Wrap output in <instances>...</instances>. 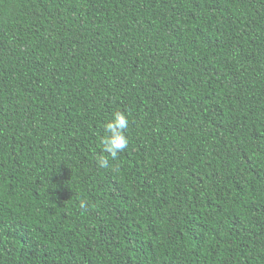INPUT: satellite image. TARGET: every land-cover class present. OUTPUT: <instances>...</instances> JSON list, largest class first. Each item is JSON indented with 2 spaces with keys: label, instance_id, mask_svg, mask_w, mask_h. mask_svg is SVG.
Returning <instances> with one entry per match:
<instances>
[{
  "label": "trees",
  "instance_id": "obj_1",
  "mask_svg": "<svg viewBox=\"0 0 264 264\" xmlns=\"http://www.w3.org/2000/svg\"><path fill=\"white\" fill-rule=\"evenodd\" d=\"M0 264H264V0H0Z\"/></svg>",
  "mask_w": 264,
  "mask_h": 264
},
{
  "label": "clouds",
  "instance_id": "obj_2",
  "mask_svg": "<svg viewBox=\"0 0 264 264\" xmlns=\"http://www.w3.org/2000/svg\"><path fill=\"white\" fill-rule=\"evenodd\" d=\"M104 135L100 138L101 154L97 160L99 168L110 167L109 159L116 160L120 153L128 147V138L125 135L129 127V119L124 112L116 110L104 123ZM81 210H87L88 204L85 200L79 202Z\"/></svg>",
  "mask_w": 264,
  "mask_h": 264
}]
</instances>
